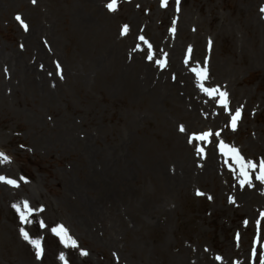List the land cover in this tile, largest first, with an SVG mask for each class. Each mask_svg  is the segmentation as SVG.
<instances>
[{
	"label": "rangeland",
	"instance_id": "1",
	"mask_svg": "<svg viewBox=\"0 0 264 264\" xmlns=\"http://www.w3.org/2000/svg\"><path fill=\"white\" fill-rule=\"evenodd\" d=\"M109 2L0 0V151L11 158L0 163V175L19 181L0 182V264H64L61 253L68 264H259L264 206L249 200L256 194L239 201L245 186L218 143L256 162L264 158V24H257L264 0H117L115 11ZM165 53V74H152L161 81L170 74L178 85L170 82L155 111L115 76ZM193 67L207 68L206 87L227 86L220 90L228 93L229 111L218 105L241 109L234 130L213 108L191 112L193 94L184 84L193 83L209 104L215 97L201 90ZM180 125L189 136L211 130L210 142L196 141L204 149L214 142L223 164L189 183L167 179L166 186L160 168L166 173L176 163ZM197 148L195 164L205 168L209 153ZM110 171L115 192L96 181ZM256 172L252 183L264 184ZM24 200L43 209L28 223L12 207ZM58 224L77 247L51 231ZM21 228L41 238L40 259Z\"/></svg>",
	"mask_w": 264,
	"mask_h": 264
},
{
	"label": "snow or ice",
	"instance_id": "2",
	"mask_svg": "<svg viewBox=\"0 0 264 264\" xmlns=\"http://www.w3.org/2000/svg\"><path fill=\"white\" fill-rule=\"evenodd\" d=\"M33 3L36 2V0H32ZM167 0H162V4L166 5ZM179 0H177V3ZM107 8L110 11H115L117 8V0H110V2L106 5ZM261 11H264V8L261 9ZM16 20L20 22V24L24 27L25 30H27L28 25L24 22V20L21 18L19 14L16 15ZM129 30L128 25L123 26V33H127ZM172 31L174 32L175 29L173 28ZM122 33V34H123ZM139 39L141 41H144L145 43H148L146 38L144 36H140ZM148 48L151 49L152 45L148 44ZM188 52L191 53V47H189ZM164 59H158L155 62L160 65L161 67H164L166 65V57L167 54H164ZM149 60L153 59L152 54H149L147 57ZM187 63V60L185 61ZM59 67V66H58ZM193 71L197 78L200 81L199 87L203 92H205L209 96H219V99L217 103H219L225 111H229V101H228V93L226 91H221L220 88L217 87H206L204 85V81L208 79V70L206 67H193L191 69ZM241 117V109L237 108L235 112L231 115V120H230V126L234 130L237 126V121ZM180 131L183 132L185 131L183 125L180 126ZM215 136L219 137L220 132L217 131ZM213 136V132L211 130L207 131H202L199 133H193L190 138L189 142L191 143L193 140H199L203 142H210V137ZM218 147L220 152L225 155L226 157H229L232 161L235 162L236 167H232V171H237L238 170V175L240 177L239 183L241 187L248 185L252 186V173L258 169V172H256L255 179L261 181L264 183V158L260 159L259 162H256L252 159L246 158L240 150L235 147L234 145H230L225 143L223 140H220L218 143ZM197 151L199 154H204L205 149L203 147H198ZM11 162V158L6 155L3 151H0V163ZM19 180H25L24 177H20ZM0 182L6 183L10 186L13 187H19V181L17 179H13L11 177L5 176V175H0ZM26 182V181H25ZM198 195H203V193H200L199 190H197ZM211 199V197H208ZM234 202V201H233ZM13 208L16 209L17 213H19L20 220L24 223L29 222V217L33 212L36 211H42V208H33L30 206L29 202L27 200H24L22 203H17L12 205ZM262 218H264V213L260 214ZM245 224H247V221H245ZM257 226L260 225V220L256 221ZM41 226L44 227L43 221H41ZM21 234L23 238L28 241L30 244L34 246L36 249V256L37 259H40L44 253V249L42 246V240L39 237H32L30 236L29 232L25 230L24 228L20 229ZM51 231L55 233L61 240L62 243L65 244V246H71V247H77V241L69 234L68 229L63 225V224H58L54 226ZM237 239H239V234H237ZM256 244L260 243V237L259 235L256 237L255 240ZM81 255H87V252L84 250H81ZM251 255L253 260L255 261L258 256V252L256 248H253L251 251ZM60 259L64 261V264H68V261L65 259L64 254H60ZM216 259L221 260L222 257L217 256ZM239 264V262H237ZM259 264H264V254H261L259 256Z\"/></svg>",
	"mask_w": 264,
	"mask_h": 264
},
{
	"label": "bare ground",
	"instance_id": "3",
	"mask_svg": "<svg viewBox=\"0 0 264 264\" xmlns=\"http://www.w3.org/2000/svg\"><path fill=\"white\" fill-rule=\"evenodd\" d=\"M82 3L89 4L90 0H82ZM84 5V4H83ZM78 13H76L77 17ZM80 19H84L85 16L83 14H79ZM257 18V15L254 14V20ZM91 17L88 20V25H91ZM259 25L264 24V20L262 18L258 19ZM106 52H110V54H113L112 49L106 50ZM116 66V65H115ZM174 66L176 69H180L179 64L177 65L174 63ZM217 68V66H216ZM156 69L160 73L165 74L164 70L161 68L160 65L154 64L152 66L150 63H142V65H132L130 67V72L125 69V73H120L115 76V78L123 83L126 79L130 81L132 86H134L136 90L137 96L141 97L145 101H149V105L155 110L154 107H157L159 103L164 101L165 95L169 91V78L166 76V78H163V81L159 82L158 77L152 74V70ZM91 76V75H90ZM231 81V77H228ZM227 80V78H225ZM159 82V83H158ZM158 83V84H157ZM157 84V85H153ZM173 85H178V81L175 80ZM192 88H194V84L190 83ZM224 87H227L225 85L220 86L221 89ZM189 85L185 86L183 88L184 92L187 93V95H192L195 93V91L192 89ZM140 94V95H139ZM175 94V93H172ZM143 95V96H142ZM199 98L203 99L204 95H198ZM213 99L217 103V96L213 97ZM190 101V99H189ZM188 104H192L193 109L191 110L192 113L196 114L197 111L206 110L208 109V106L202 101L195 99L194 102H188ZM156 111V110H155ZM222 125H225L229 122L230 117H224L220 118ZM182 135V139L179 145V153L176 157V163L170 166H166V173L162 168H160V173L163 176V179L165 181V184L167 186V179L173 180L175 185H179L181 183H189L194 178H203L204 176L210 174L212 170L216 167V158L221 159L219 152L215 148H211L210 152L213 154L209 156L206 166L204 169L196 168L195 161H194V144L196 140H193L191 143L189 142V138L186 136V133L184 132ZM122 146V145H121ZM193 151V154L191 153ZM123 156L119 154L118 158H122ZM218 163V162H217ZM192 165H194V168H192ZM110 175L108 176L109 179L106 180L104 176H98L96 177V181L100 184H102L106 191L115 192L114 187L116 186V172L110 171ZM254 187V189L251 191V187ZM252 186L245 185L244 192H240L239 197L242 201L248 199L251 195H257L258 197L250 198L249 200H260L262 205L264 206V184H258L257 181L252 183ZM108 193L107 195H109ZM114 196V195H113Z\"/></svg>",
	"mask_w": 264,
	"mask_h": 264
}]
</instances>
